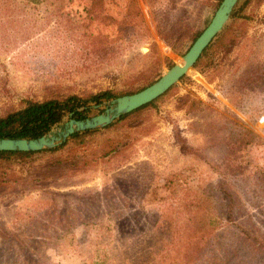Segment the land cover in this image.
Here are the masks:
<instances>
[{"label":"rangeland","instance_id":"1","mask_svg":"<svg viewBox=\"0 0 264 264\" xmlns=\"http://www.w3.org/2000/svg\"><path fill=\"white\" fill-rule=\"evenodd\" d=\"M220 1L134 0L122 36L128 0L1 2L0 116L156 81ZM237 3L223 42L138 119L0 166V264H185L189 243L192 264H264V0Z\"/></svg>","mask_w":264,"mask_h":264},{"label":"trees","instance_id":"2","mask_svg":"<svg viewBox=\"0 0 264 264\" xmlns=\"http://www.w3.org/2000/svg\"><path fill=\"white\" fill-rule=\"evenodd\" d=\"M10 0H0V3H5ZM149 6L154 5L157 0H145ZM174 1V0H167ZM238 4V3H237ZM236 4V5H237ZM233 8L231 12V17L233 23L236 21L238 17V13L241 10V6H236ZM237 7V8H236ZM141 21L140 13L137 10L136 4L134 0H128L126 13L121 21L116 24V32L118 36H122L126 34L129 30L132 29L133 26H136V23ZM141 24V23H140ZM229 34V28H226L219 35L215 36L211 40V42L203 49L200 57L206 55V52L209 49L216 48L219 46L220 42H223V38ZM198 34L195 35L193 39H195ZM194 41V40H193ZM167 67L170 68L171 64L167 63ZM154 81L149 82L144 87H141L138 90L122 92V93H114L111 91H101L96 94L90 95L85 98L78 97L76 95H51L41 101H30L25 100L23 102V106L17 110H10L5 112L0 116V138H19V139H35L46 132H48L54 125L60 123L63 118H65L69 113H72V118L75 120H82L85 118L93 117L99 114V109H91V106L99 105L105 101H109L111 99L134 94L145 87L151 85ZM169 89L165 91L161 96L153 100L152 102L145 104L125 115L119 116L117 119L113 120L109 125L105 126L100 130H87L79 133H74L69 136L65 142L56 146L53 149L39 151V152H0V166H9L11 163L25 164L30 163L33 158L36 157H44V156H53L56 153H60L65 149H69V147H80L86 143H94L100 139L101 137L110 134L112 131H115L121 122H133L138 119L141 112L145 111L146 108L153 105L159 98L163 95L167 94ZM78 109H81L77 111ZM106 137V136H105ZM119 145V146H118ZM121 146L120 144H115V148L113 150L112 145L110 146V150L115 152ZM120 150V149H119ZM52 159L47 166L49 168H53L58 166L59 164L72 163L74 161V156L66 158L64 160H55L56 157L50 158ZM55 160V161H54ZM60 169V168H53ZM47 177V176H46ZM105 189V188H104ZM108 191V188H106ZM104 197L105 198V192ZM110 192L109 195H111ZM101 203V202H100ZM191 221L192 217L190 218ZM191 223V222H190ZM189 229L187 228V231ZM192 244L189 243L187 248L184 250V256L182 259L186 261L185 264H192L193 260L196 258L193 256L195 254L194 250H192ZM196 253H198V249L195 248ZM192 255H191V254Z\"/></svg>","mask_w":264,"mask_h":264},{"label":"water","instance_id":"3","mask_svg":"<svg viewBox=\"0 0 264 264\" xmlns=\"http://www.w3.org/2000/svg\"><path fill=\"white\" fill-rule=\"evenodd\" d=\"M239 0H221L205 28L192 42L179 62L173 64L156 81L144 89L130 95L120 96L91 109L101 108L96 116L75 120L69 113L44 135L35 139L0 138V152H39L55 148L74 133L100 130L121 115H125L161 96L165 91L193 67L203 49L223 29L231 12ZM81 109H78L79 111Z\"/></svg>","mask_w":264,"mask_h":264}]
</instances>
